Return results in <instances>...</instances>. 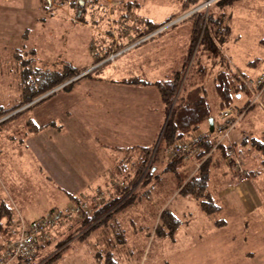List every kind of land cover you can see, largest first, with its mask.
Listing matches in <instances>:
<instances>
[{
  "label": "rangeland",
  "instance_id": "obj_1",
  "mask_svg": "<svg viewBox=\"0 0 264 264\" xmlns=\"http://www.w3.org/2000/svg\"><path fill=\"white\" fill-rule=\"evenodd\" d=\"M45 1L0 0V105L16 106L22 82H35L33 77L43 78L66 62L89 70L64 85L108 64L0 125V189L8 190L7 197L0 190L3 200L15 211V202L26 209L42 206L46 213L32 215L39 219L51 207L70 204L69 195H77L80 184L102 186L108 170L131 147L153 149L151 165L160 178L152 189L140 188L134 202L116 210L103 233L93 231L80 239L85 232L79 230L80 223L70 230L64 225L42 256L59 258L53 264H264V149L258 147L264 143V92L258 96L255 86L264 73V0H240L223 10L230 33L225 44L216 41L215 48L219 57L228 54L233 67L247 69L254 78L231 107L235 118L229 134L246 171L256 173L251 208L247 211L232 194L220 202L219 212L209 215L198 199L180 193L197 164L184 160L177 172L166 170L169 156L160 140L168 112L158 88L127 81L142 78L154 83L181 72L183 82L195 56L188 60L194 34L188 17L209 6L211 12H219L217 1L208 0L189 13H184V0H111L108 5L105 0H82L80 7L79 0L63 5L50 0L53 7ZM169 17L173 21L157 31L145 24V19L158 24ZM99 60L103 62L95 65ZM29 62L32 76L26 70ZM218 71L211 70L200 81L216 123L223 122L220 108H230L218 105L213 94ZM248 104L252 106L240 113ZM29 119L50 126L35 134L29 132ZM209 130L206 124L199 129ZM218 135L220 139L217 130ZM222 165L223 172L235 177L226 170V160ZM103 172L102 179L91 182ZM222 188H210L217 204ZM164 210L180 220L174 234L157 228Z\"/></svg>",
  "mask_w": 264,
  "mask_h": 264
},
{
  "label": "trees",
  "instance_id": "obj_2",
  "mask_svg": "<svg viewBox=\"0 0 264 264\" xmlns=\"http://www.w3.org/2000/svg\"><path fill=\"white\" fill-rule=\"evenodd\" d=\"M54 1L58 2L57 4L59 5H63L67 4L69 0ZM97 1L100 0H93L94 3H97ZM206 1L208 0H184L183 8L186 9L184 13L193 11ZM216 1L217 2L214 3L216 6H214L215 8H218V10L220 9L219 12H211V6H209L208 9L194 12L188 17L193 19L194 32L188 60H190L194 53L195 56L193 57V65H191L183 82V73L181 72H175L173 77L154 83L142 78H135L127 81L130 84H152L159 90L161 101L168 112V117L163 127L160 140V144L164 147V153L169 156L166 170L177 172L178 166L185 162L182 158H174L170 156L171 149L176 142L187 140L195 132H198L204 124L209 128V120L211 118L214 119V130L208 131L209 135L203 140L201 147L203 150V156L207 155L213 150V148L216 147V149L198 169L196 167L194 174L180 189L181 194L193 196L198 199L200 201L201 210L208 215L219 212L221 209L220 205L214 201L209 188V181L212 172L221 165V161H219L220 159L215 158V155H220L222 159L226 160L227 166V152L231 148L234 149V143L231 142L230 139V141L226 143V140H223L217 146L221 140V136L220 139L217 138L219 135L217 136L216 122L212 113L211 104L208 100V91L200 81L203 80L211 70L214 71L218 67L219 71L215 73V76L213 77V94L218 105L221 104L230 107L234 105L239 96L241 97L244 92H247L248 88L246 82H254V78L250 75V71L245 69V72H243V70L241 68L239 69L237 65L233 67L230 62L231 57L228 54H226V56L224 53L219 57L217 49H215L217 46L216 41H218L219 44L223 42L225 44L226 36L230 33V27L225 24L226 14L223 10L231 8L240 0ZM45 2L50 4V6H53L50 0H46ZM70 4L74 5V2L72 1ZM77 4L78 7L82 6L80 0ZM172 21L173 19L169 17L165 21L155 24L151 20L145 19V24H148L149 29L153 32ZM15 59H18V57L16 56ZM28 61L31 60L28 59ZM101 62H103V60L97 61L95 65H98ZM256 62L257 61H252V63ZM209 63H211V66ZM107 64L108 63H105L97 69L84 74L82 77L70 82L68 85L64 84L89 69L75 67L71 65V63L66 62L53 72L44 75L43 78L40 77L41 79L33 77L35 82H32V80H30V82H22L20 84V103L13 107H4L0 105V125L20 117L37 105L52 99L56 94L65 91L68 87L79 84L83 79L91 77L92 73L101 71ZM26 70L30 71L29 74L31 76L34 74L33 64L31 65V62H29ZM30 78L32 79V77ZM58 87L59 90L52 92L35 104L19 111L21 108L36 99L43 97ZM249 105L251 104L246 105V108L244 106L241 111H247ZM27 126L29 127V132L39 133L50 126V124L38 125L33 119H29L27 121ZM258 147L264 149V143H258ZM152 157L153 149L151 147L142 146L126 149L124 154H122V158L116 161L112 169L108 171L109 178H106L103 181L104 183H101L103 184L102 186H99V188H93L90 185L88 190L81 192L78 195L70 194V204L50 210L48 214L57 209L61 210L66 207L76 206L82 202L87 204V208L82 211L81 215H76L72 219H64L63 221H60L54 228V236L56 237L57 233L59 234V231L64 225L68 226L70 230L73 229L76 223L81 224L79 230L83 229V231H85L81 234L80 239L90 235L93 231L96 232L97 230H101L102 233L103 231H106L108 229L110 218L117 211L134 202L139 196L138 190L140 188L146 187L148 191L149 189H152V185L154 186V183L159 180L160 176L155 172V167H152L151 165ZM227 171L235 175L233 172L229 170ZM100 176L102 175L98 174L97 178H100ZM235 177L239 178L240 176L235 175ZM113 189H118V191L114 192ZM123 200H125V202L121 204V201ZM20 218L22 217H17L14 221L13 210L9 204L5 201L0 203V247H2L4 243L12 240V232L17 227V221ZM161 223L165 226H161ZM179 225L180 220L175 214L164 210L161 213L157 228H168L169 233L174 234ZM53 239L39 247L37 254L30 259L32 264H53L59 259H53V257L45 259L46 257L42 256L47 252L46 249L50 246Z\"/></svg>",
  "mask_w": 264,
  "mask_h": 264
},
{
  "label": "built area",
  "instance_id": "obj_3",
  "mask_svg": "<svg viewBox=\"0 0 264 264\" xmlns=\"http://www.w3.org/2000/svg\"><path fill=\"white\" fill-rule=\"evenodd\" d=\"M255 86L260 96L264 92V73L256 79ZM218 116L223 118V122L216 125L221 135V140L217 146L223 141L230 139V131L234 127L233 120L235 117L233 110L228 107L220 108ZM209 135V132L198 131L190 136L187 140L176 142L172 147L170 156L174 158H182L185 161H193L197 165V169L202 163L212 155L213 148L207 155L203 156L201 144ZM202 159H201V158ZM227 169L236 176L245 174L243 162L237 156L234 149L227 152ZM87 208L86 203H79L76 206L57 209L48 215L39 219L26 222L23 218L17 221V227L12 232V240L4 243L0 247V264H32L30 259L37 254L39 247L50 242L54 237V228L64 219H72L76 215H81L82 211Z\"/></svg>",
  "mask_w": 264,
  "mask_h": 264
},
{
  "label": "crops",
  "instance_id": "obj_4",
  "mask_svg": "<svg viewBox=\"0 0 264 264\" xmlns=\"http://www.w3.org/2000/svg\"><path fill=\"white\" fill-rule=\"evenodd\" d=\"M105 3L107 5L108 4H111V0H105ZM109 7H110V5H109ZM87 29L92 30L90 27H87ZM164 111H165V109H164ZM217 124H218V122L216 123V125ZM35 134H38V133H35ZM215 158L220 159V161H221L220 164L221 165L218 168L214 169V171L212 172L211 178H210V181H209V188H211V189H213V190H215L217 192V189L218 188H222L224 185H227V184L228 185L229 184L230 185H233V187H231V186H226L225 188L223 187L222 188L223 190H221L220 195H217L218 196V199H219V205H221L220 202L226 201L225 198H227V197L231 196L232 194H234V196H232L231 198H234L235 200H238L240 198L244 202L245 206L244 205L243 206L246 208V210L247 211L250 210V208H251L250 196L252 197V194H250V193L252 192L251 189H254L255 188V187H253V185L256 186V183H255V180H257L256 179V173L254 172L255 175L254 174L252 175L251 174L252 171L248 170V171H245V174L242 175V176H240L239 178L238 177H233V176L229 175L227 172H225V171L223 172L221 170V166H222V160L221 159L222 158L220 157V155H215ZM226 170H228V169L226 168ZM245 170H246V168H245ZM70 171L71 170H69V172ZM71 173H72V171H71ZM104 173L105 172L101 173V175H104ZM100 179H102V178H100ZM98 180H99V178H95L91 182H96L97 183ZM226 181H228V182H226ZM3 187H1L0 190H1L2 194H3V196L4 197H7V195H8V192L7 191L8 190H6V188H3ZM80 187L81 188H78L76 190V191H78V194L81 193V192H84V191L88 190L90 188V185L85 184V185L82 186V184H80ZM2 194L0 195V203L3 202V201H5L2 198ZM69 200H70V198H69ZM5 202H7L9 204V206L13 210L14 221L16 220L17 217H20L21 216L25 221L29 222V221H32V220L37 219V218H35L32 215H34V214H37L38 215L39 213H43L44 214L47 211V210L42 211V206H38V205H36V206H34L32 208L26 209L25 207L27 205L25 206V204H23L22 202H19V204H17L15 202V204L17 205V210L15 211L14 210V207L10 204L9 200L8 201H5ZM65 205H68V204H64L63 206H65ZM46 207H48L47 204L44 205V208H46ZM53 208H55V207H51V210ZM43 214H41V215H43Z\"/></svg>",
  "mask_w": 264,
  "mask_h": 264
},
{
  "label": "water",
  "instance_id": "obj_5",
  "mask_svg": "<svg viewBox=\"0 0 264 264\" xmlns=\"http://www.w3.org/2000/svg\"><path fill=\"white\" fill-rule=\"evenodd\" d=\"M80 3L83 5V4H84V1L81 0ZM49 94H51V93H48V94L44 95L43 97L39 98L38 100H35L34 102L30 103L27 107H29V106L33 105L35 102H37V101H39V100L45 98V97L48 96ZM209 125H210V130L213 131V130H214V119H213V118H211V119L209 120Z\"/></svg>",
  "mask_w": 264,
  "mask_h": 264
},
{
  "label": "bare ground",
  "instance_id": "obj_6",
  "mask_svg": "<svg viewBox=\"0 0 264 264\" xmlns=\"http://www.w3.org/2000/svg\"><path fill=\"white\" fill-rule=\"evenodd\" d=\"M113 66V65H112ZM242 76V75H241ZM245 77V76H244ZM248 87V86H247ZM242 91V90H241ZM264 97V96H263ZM262 97V98H263ZM237 98V97H236ZM219 99V98H218ZM108 105V104H107ZM264 105V104H263ZM254 106V105H253ZM247 106L245 105V108H246ZM27 108V107H26ZM244 108V107H243ZM98 109V108H97ZM109 112V111H108ZM242 112V111H241ZM94 116V115H93ZM184 138V137H183ZM261 145V144H260ZM257 146V145H256ZM153 159V158H152ZM220 161V160H219ZM163 164V163H162ZM153 165V164H152ZM150 166V165H149ZM223 166V165H222ZM108 170V169H107ZM110 170V169H109ZM189 170V169H188ZM189 172H190V170H189ZM97 180V179H96ZM112 182V181H111ZM148 184V183H147ZM143 185V184H142Z\"/></svg>",
  "mask_w": 264,
  "mask_h": 264
}]
</instances>
